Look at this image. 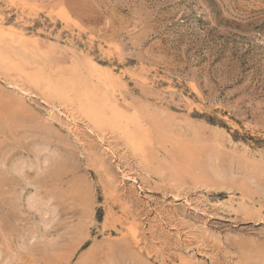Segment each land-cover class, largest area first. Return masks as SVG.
I'll use <instances>...</instances> for the list:
<instances>
[{
	"label": "rangeland",
	"instance_id": "1",
	"mask_svg": "<svg viewBox=\"0 0 264 264\" xmlns=\"http://www.w3.org/2000/svg\"><path fill=\"white\" fill-rule=\"evenodd\" d=\"M0 247L264 264V0H0Z\"/></svg>",
	"mask_w": 264,
	"mask_h": 264
},
{
	"label": "bare ground",
	"instance_id": "2",
	"mask_svg": "<svg viewBox=\"0 0 264 264\" xmlns=\"http://www.w3.org/2000/svg\"><path fill=\"white\" fill-rule=\"evenodd\" d=\"M9 84V83H8ZM14 85V84H13ZM10 86V85H9ZM17 88V87H16ZM15 88V89H16ZM20 90V89H19ZM27 92V91H26ZM25 93V92H24ZM52 107V106H51ZM137 112V111H136ZM141 113V112H140ZM145 113H147V112H145ZM144 114V113H143ZM148 114V113H147ZM65 115V114H64ZM70 117V116H69ZM145 117H147L146 115H145ZM72 118V117H71ZM147 118H151V117H147ZM127 119V118H126ZM151 120V119H150ZM69 121V120H68ZM126 121H129V120H126ZM75 122V121H74ZM130 122V121H129ZM148 122V121H147ZM73 123V122H72ZM150 123H151V121H150ZM149 124V123H148ZM72 126H74V125H72ZM151 126H154V125H152V123H151ZM141 127V126H140ZM156 127V126H155ZM144 132V131H143ZM145 133H146V131H145ZM83 135V134H82ZM157 136H158V134H157ZM172 141V140H171ZM100 144V143H99ZM157 144V143H156ZM152 149H154V148H152ZM156 149V148H155ZM155 149H154V151H155ZM185 157V156H184ZM46 158V157H45ZM186 159V158H185ZM39 160V159H38ZM45 161H47V158H46V160L44 159L43 160V163H45ZM34 162V164H35V166L37 167V168H39V165H41V164H39V162L35 159V161H33ZM41 162V161H40ZM49 162V161H48ZM43 163H42V165H43ZM31 164V162H26V160H20V161H18L17 163H15L14 165H13V170L16 172V173H20L21 172V170L23 169V167L24 166H29ZM33 164V165H34ZM30 166H32V165H30ZM44 166V165H43ZM43 166L41 167V168H43ZM48 167V166H47ZM25 169V168H24ZM47 169V168H46ZM45 168H44V170H46ZM39 171V170H38ZM123 171V170H122ZM22 173V172H21ZM123 174V173H122ZM121 176V175H120ZM123 176H125L124 174H123ZM134 178V177H133ZM29 183V182H28ZM27 183V184H28ZM135 184V183H134ZM29 185V184H28ZM33 185H35V184H33ZM38 185V184H37ZM32 186V185H31ZM39 187V186H38ZM125 191V190H124ZM138 191V190H137ZM52 193V192H51ZM46 194H48V192L46 193ZM44 195V194H43ZM42 194L41 195H39V190L37 189V187H35L34 188V192L33 193H31L28 197H27V204H28V206L29 207H31V209H34L35 211H38L40 214H41V219H42V221L44 222V223H46V222H48L49 221V219L50 218H53V214H54V212H55V206L54 205H50L49 204V200L50 199H52V194L50 195H47V196H43ZM185 197V196H184ZM184 199V198H183ZM53 201V200H52ZM188 202V201H187ZM181 203V202H180ZM25 205H26V203H25ZM193 209V208H192ZM33 210V211H34ZM195 211V210H194ZM37 212V213H38ZM169 213V212H168ZM47 214H49V216L47 215ZM48 217H47V216ZM55 217V216H54ZM177 218V217H176ZM42 221H40V222H42ZM52 221V220H51ZM179 223H180V221H179ZM47 224V223H46ZM44 225V224H43ZM204 226V225H203ZM163 228V227H162ZM191 229V228H190ZM199 230H200V228H199ZM202 230V229H201ZM189 232H190V230H189ZM203 232H205V231H203ZM165 233V232H164ZM211 233V232H210ZM176 234V233H175ZM209 234V233H208ZM219 236V235H218ZM145 237V236H144ZM175 239V238H174ZM216 240V239H215ZM177 241V240H176ZM187 246V245H186ZM1 248V247H0Z\"/></svg>",
	"mask_w": 264,
	"mask_h": 264
}]
</instances>
